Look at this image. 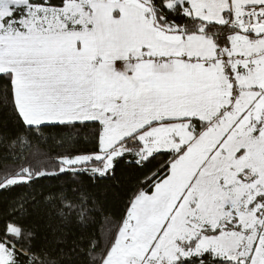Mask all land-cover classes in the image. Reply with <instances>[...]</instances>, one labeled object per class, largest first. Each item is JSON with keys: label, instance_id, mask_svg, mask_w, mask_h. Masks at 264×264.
I'll return each instance as SVG.
<instances>
[{"label": "snow or ice", "instance_id": "6c2138e0", "mask_svg": "<svg viewBox=\"0 0 264 264\" xmlns=\"http://www.w3.org/2000/svg\"><path fill=\"white\" fill-rule=\"evenodd\" d=\"M9 124L0 264H264V0H0Z\"/></svg>", "mask_w": 264, "mask_h": 264}, {"label": "trees", "instance_id": "16d2710c", "mask_svg": "<svg viewBox=\"0 0 264 264\" xmlns=\"http://www.w3.org/2000/svg\"><path fill=\"white\" fill-rule=\"evenodd\" d=\"M16 132V128L14 125L9 124L8 129L6 132L3 131L2 128H0V133H2L5 136H11L14 135ZM61 133L58 132V130H52L50 135L46 134L45 139L41 142L42 144V151L45 152H51V154H55L56 151L59 149L57 148L56 143L52 138L56 137L57 135H60ZM3 152H0V163H3ZM53 184L59 185L62 182L59 181H53ZM45 185L38 186L35 191L37 193H46L49 189ZM123 185L119 183L112 184L108 187L105 186H99L95 188H90V191L93 195L97 196L101 201L107 202L111 207L117 208L119 207V200L121 199L123 193L121 192V188ZM26 191H32V190H24L21 189L18 192L13 193H3L0 194V210L5 209L12 200H14L18 195H20L22 192ZM46 223V222H42ZM58 226V222L53 221L51 225V229L47 227H41L38 230V243L44 244V241L47 240L49 242V246L52 248H55V234L53 232V229H55ZM100 227L98 226L96 231H100ZM70 237L73 235H77L76 230L74 228L71 229V232L69 233ZM65 255V260L68 261V264H87V260L84 257V253L81 250L72 251L71 250V239L69 240V243L66 245H63Z\"/></svg>", "mask_w": 264, "mask_h": 264}]
</instances>
